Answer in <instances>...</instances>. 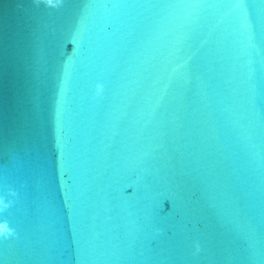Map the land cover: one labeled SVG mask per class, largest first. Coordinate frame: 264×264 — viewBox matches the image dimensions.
Returning <instances> with one entry per match:
<instances>
[{
    "label": "water",
    "instance_id": "obj_1",
    "mask_svg": "<svg viewBox=\"0 0 264 264\" xmlns=\"http://www.w3.org/2000/svg\"><path fill=\"white\" fill-rule=\"evenodd\" d=\"M0 264H264V0H0Z\"/></svg>",
    "mask_w": 264,
    "mask_h": 264
}]
</instances>
